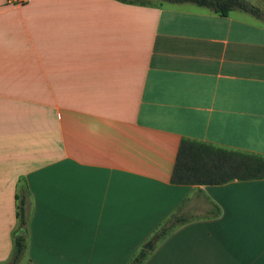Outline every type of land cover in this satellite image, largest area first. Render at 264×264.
<instances>
[{
    "label": "crops",
    "instance_id": "obj_1",
    "mask_svg": "<svg viewBox=\"0 0 264 264\" xmlns=\"http://www.w3.org/2000/svg\"><path fill=\"white\" fill-rule=\"evenodd\" d=\"M183 140L264 157L263 21L0 0V264L18 234L17 264H130L148 244L142 264H264V179L172 184ZM179 210L188 221L153 242Z\"/></svg>",
    "mask_w": 264,
    "mask_h": 264
},
{
    "label": "trees",
    "instance_id": "obj_2",
    "mask_svg": "<svg viewBox=\"0 0 264 264\" xmlns=\"http://www.w3.org/2000/svg\"><path fill=\"white\" fill-rule=\"evenodd\" d=\"M126 1V0H123ZM172 3L190 2L208 8L221 16L231 10H240L264 22V12L246 0H165ZM264 179V157L215 147L209 144L183 140L178 148L171 175L175 185L217 186L238 180ZM19 229L26 225L25 196H16ZM188 220L180 210L171 215L157 229L152 241L158 243L174 228ZM25 251V236L14 238V251L8 264H17ZM150 251L142 248L130 264H142Z\"/></svg>",
    "mask_w": 264,
    "mask_h": 264
},
{
    "label": "built area",
    "instance_id": "obj_3",
    "mask_svg": "<svg viewBox=\"0 0 264 264\" xmlns=\"http://www.w3.org/2000/svg\"><path fill=\"white\" fill-rule=\"evenodd\" d=\"M29 0H8V3H13V4H16V5H21L25 2H28Z\"/></svg>",
    "mask_w": 264,
    "mask_h": 264
},
{
    "label": "water",
    "instance_id": "obj_4",
    "mask_svg": "<svg viewBox=\"0 0 264 264\" xmlns=\"http://www.w3.org/2000/svg\"><path fill=\"white\" fill-rule=\"evenodd\" d=\"M151 247V245L150 244H148L147 246H146V249H149Z\"/></svg>",
    "mask_w": 264,
    "mask_h": 264
},
{
    "label": "rangeland",
    "instance_id": "obj_5",
    "mask_svg": "<svg viewBox=\"0 0 264 264\" xmlns=\"http://www.w3.org/2000/svg\"><path fill=\"white\" fill-rule=\"evenodd\" d=\"M141 1V0H140Z\"/></svg>",
    "mask_w": 264,
    "mask_h": 264
}]
</instances>
